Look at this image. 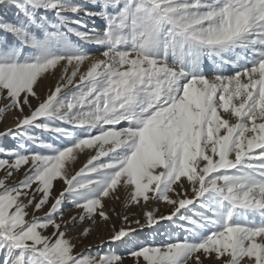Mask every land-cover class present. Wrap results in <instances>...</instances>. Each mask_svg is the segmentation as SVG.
<instances>
[{
    "label": "snow or ice",
    "instance_id": "6c2138e0",
    "mask_svg": "<svg viewBox=\"0 0 264 264\" xmlns=\"http://www.w3.org/2000/svg\"><path fill=\"white\" fill-rule=\"evenodd\" d=\"M8 112L0 264H264V0H0Z\"/></svg>",
    "mask_w": 264,
    "mask_h": 264
},
{
    "label": "rangeland",
    "instance_id": "374dc122",
    "mask_svg": "<svg viewBox=\"0 0 264 264\" xmlns=\"http://www.w3.org/2000/svg\"><path fill=\"white\" fill-rule=\"evenodd\" d=\"M8 18L11 19V15H8ZM92 53H95L98 55V51L96 48L92 47L89 49ZM60 75V70L57 69V74L55 76H49L47 79H45L41 86L37 89V91L40 93L41 98H43L49 87H54L56 84V81ZM36 101L33 100V104H35ZM25 112H27V109H25ZM223 115V113H222ZM13 113L8 112L6 113L2 119H0V131H4L8 127H12L14 125V121L12 119ZM227 118V117H225ZM234 122V121H233ZM86 157L84 155L80 156V164L77 165V168H79L82 163L85 161ZM3 173L0 172V176H2ZM19 175L14 177V179H19ZM11 182V181H10ZM60 184H57L56 190L54 191L53 195L58 194L60 191ZM124 194L121 193V196ZM105 207L107 210H109V214L111 215V220L107 223H98L95 225H89L87 221H85L82 224H79L75 229L71 230L68 235L69 236H77V234L81 231L83 227H90L91 228V234L86 238L83 239L81 242L77 244V247L75 249L76 252H88L91 251L92 254H95L96 252H106L108 251V246L104 245L103 247H98L100 245V242L102 240H107L108 237L110 236L112 229L115 227L116 229H119L121 226V219L117 216L112 214L111 209L115 208L116 212H122V206H121V201L119 200H106L105 202ZM151 207H158L159 212L158 214H167L170 209L166 207L164 204H152ZM29 212L32 211V209H28ZM44 211H47V208L44 209ZM75 209L71 208L67 203L64 206L63 212L65 218H67L70 215L75 214ZM40 215H43V212L39 213ZM127 214L129 215L130 219H133L141 214V209L136 208V207H131L128 209ZM134 227V225H133ZM151 238V237H149ZM115 251L119 254H121L124 259H123V264H134L133 259L127 255V249L124 245H120L115 249ZM191 264V262H190ZM204 264H216L214 260H205Z\"/></svg>",
    "mask_w": 264,
    "mask_h": 264
}]
</instances>
